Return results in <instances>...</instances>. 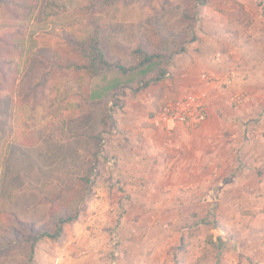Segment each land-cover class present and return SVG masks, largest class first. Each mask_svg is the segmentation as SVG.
I'll return each instance as SVG.
<instances>
[{"label": "rangeland", "instance_id": "obj_1", "mask_svg": "<svg viewBox=\"0 0 264 264\" xmlns=\"http://www.w3.org/2000/svg\"><path fill=\"white\" fill-rule=\"evenodd\" d=\"M64 1L57 10L48 0H0V264H34V233L53 232L63 213L76 211L78 220L104 203L103 211L115 212L118 221L124 214L201 220L195 233L201 235L202 264H229L222 251L240 255L245 264H264V43L257 34L264 0ZM73 3L80 7L74 15ZM186 24L196 40L165 65L163 79L135 91L163 62L126 74L116 65L137 63L134 49L142 44L155 50L162 37L175 49L168 32ZM61 29L78 38L96 30L111 64L82 89L70 65L86 57L65 47L71 42ZM193 55L230 71L193 65ZM185 64L190 66L180 76ZM201 93V126L163 118L168 103ZM171 139L185 141L186 152L173 163L185 169L184 178L159 176L165 158L149 157V141ZM136 156L131 164L138 176H127L123 160ZM165 182L175 188L172 200L179 207L164 208ZM186 232L193 239L191 227ZM220 238L232 240L231 246L215 247ZM177 245L193 246L184 239Z\"/></svg>", "mask_w": 264, "mask_h": 264}, {"label": "crops", "instance_id": "obj_2", "mask_svg": "<svg viewBox=\"0 0 264 264\" xmlns=\"http://www.w3.org/2000/svg\"><path fill=\"white\" fill-rule=\"evenodd\" d=\"M261 30L257 32L259 38L264 43V17L261 18ZM247 46H250L247 45ZM251 48H246V52L250 53ZM194 56V55H193ZM248 56V54H247ZM192 61V62H191ZM201 64L211 71L219 74L230 71L218 63L206 59V57L194 56L189 63ZM252 63V61H251ZM189 64L181 65L179 69L181 73H187ZM232 71V70H231ZM178 72V73H179ZM228 76V75H227ZM191 85L192 83L189 82ZM191 86H180L181 90H186ZM214 96L210 97L208 102L211 108L216 106ZM213 99V100H212ZM203 123V122H202ZM201 123V124H202ZM198 125L197 127L201 126ZM182 129V126H179ZM151 146V157L153 160H161L165 158V165L157 170L158 175L165 178H184L186 171L182 167H178V156L184 154L185 141L171 139L170 141H149ZM188 142V141H187ZM192 142V141H191ZM192 145V144H191ZM176 157V158H175ZM138 157L134 160L125 162L123 160V172L127 176H138L131 162H137ZM139 160V159H138ZM157 160V161H158ZM129 163L130 165H126ZM163 194L166 196L163 203L164 208L174 209L180 206L181 202L172 200L175 188L172 184L165 182L162 185ZM102 209L97 211H89L87 217L66 223L63 226V234L57 242L48 241L47 239L39 240L34 247L33 258L34 264H202L201 251H198L201 244V235L196 236L195 228L201 225V220L192 219L185 223L184 220L170 216L154 217V218H130L129 214H124L123 219L117 220L115 212H104L106 203ZM147 204H145V207ZM154 206V204H151ZM94 208L95 207H91ZM111 210L114 211L112 205ZM203 221V219H202ZM191 227L193 239H189L184 233ZM116 233L119 239V250L114 262L110 259L111 234ZM187 233V232H186ZM217 236H215L216 240ZM192 241V248L183 250L177 247L179 242ZM222 248L231 246L232 240L220 238ZM198 248V249H197ZM227 257L229 264H245L243 259H239L240 255H228L227 251H222ZM192 256V257H190ZM198 257V258H197ZM187 259V262H186ZM192 259V260H191ZM188 260H191L188 262ZM239 261V262H238Z\"/></svg>", "mask_w": 264, "mask_h": 264}, {"label": "trees", "instance_id": "obj_3", "mask_svg": "<svg viewBox=\"0 0 264 264\" xmlns=\"http://www.w3.org/2000/svg\"><path fill=\"white\" fill-rule=\"evenodd\" d=\"M196 1L198 4H206L207 0H193ZM62 4H66L64 0L61 2ZM59 3L58 0H48L49 6H55L57 10L59 9ZM47 6V5H46ZM45 6V8H47ZM78 5L76 4H70L69 10L71 14H75L79 12ZM46 10V9H45ZM262 10L264 12V4L262 5ZM47 14V11H46ZM186 14V13H185ZM190 14V13H189ZM49 15V14H47ZM193 16V15H192ZM190 18L191 15H190ZM61 36L65 39L68 38V41L71 43H66V46H73L74 50H79V52L82 54V56L86 57V62H78V61H71L70 67H72V73L75 74V81L74 83L77 84L78 87L81 89L84 87L83 82L87 79H90L96 75H98L104 68L111 67V64L104 58L101 49L98 45L97 40V31L93 30L91 33H88V35L85 38H78L74 37L70 33H67V31H64L61 29ZM168 35L170 37V40H172V43L176 46L175 49L169 48L166 46V41L164 37L161 38L162 45L161 47L155 48V50L149 51L145 48L144 45H138L134 49V55H136V58L138 59L137 63L125 66L122 64L116 65V68L121 71L123 74L136 71L138 69H141L150 63L160 60L163 62L162 66L159 67L154 75L152 77H149L147 79L141 80L137 86L134 88L135 91H139L143 88H146L149 84L152 82L159 81L165 77L167 74V71L165 69V65L169 64L173 57L176 54H181L186 50V45L188 43L194 42L196 40V35L193 32V28L191 25L186 24L185 27L181 30H174L169 31ZM83 94V91H81ZM109 112V118H111V111L112 109H108ZM111 125H115V120L110 122ZM89 175H87L84 179L85 181L89 182ZM77 219V212L73 211V213H63L58 216L57 223L55 224V229L53 232L43 230L38 233H34L33 236L30 238L31 245H30V259L33 258L34 254V247L35 244L41 240L48 238L53 242H57L62 234H63V226L66 223L73 222Z\"/></svg>", "mask_w": 264, "mask_h": 264}, {"label": "built area", "instance_id": "obj_4", "mask_svg": "<svg viewBox=\"0 0 264 264\" xmlns=\"http://www.w3.org/2000/svg\"><path fill=\"white\" fill-rule=\"evenodd\" d=\"M218 60V57H216ZM203 80L207 79L206 74H202ZM205 93L189 94L178 98L176 101L168 103L163 110V118L187 127H197L206 116ZM239 98V97H238ZM240 99V98H239ZM118 253V237L111 235L110 259L114 262Z\"/></svg>", "mask_w": 264, "mask_h": 264}]
</instances>
